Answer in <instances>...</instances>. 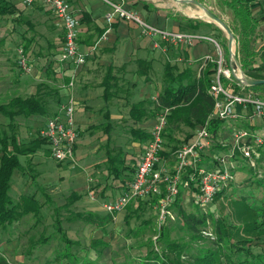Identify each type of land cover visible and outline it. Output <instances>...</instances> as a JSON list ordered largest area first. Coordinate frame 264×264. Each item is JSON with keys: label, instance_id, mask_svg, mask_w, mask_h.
Returning <instances> with one entry per match:
<instances>
[{"label": "crops", "instance_id": "crops-1", "mask_svg": "<svg viewBox=\"0 0 264 264\" xmlns=\"http://www.w3.org/2000/svg\"><path fill=\"white\" fill-rule=\"evenodd\" d=\"M111 1L123 3L161 28L212 36L206 31L212 26L211 15L204 11L208 7L206 1ZM3 2V8H11L8 12H0V104L8 103L14 97L37 96L43 100L46 111L28 117L15 115L13 118L0 113V126L9 131V124L13 121L18 143L23 147L34 145L32 142L37 139L46 121L58 112L60 103L68 94L73 95L77 101L76 123L79 133L76 163L59 162L63 165L59 169L69 176L72 192L79 196L77 199L84 192L88 193V200H98L99 197L100 205L95 208L104 211L103 204L119 196L134 176L156 118L164 110L157 109L156 104L166 87L171 86L172 82L168 79L190 70L192 76L186 78L183 84L193 82L211 63L208 61L204 69L200 70L202 58L215 55V46L209 41H195L192 46H185L162 40L157 45L155 37L143 34L136 23L121 18H116L112 30L102 37L107 26L105 15L111 10L110 4L106 0H68L78 21L79 46L87 57L83 64L70 65L60 60L63 28L43 0H35L32 4H26L23 0ZM187 19L195 22L191 24L195 27L194 24L200 22L196 32L189 26L187 28ZM20 48L24 49L29 59V72L19 66ZM73 73L76 74V83L69 89L66 84ZM138 102H142L139 117L134 118L131 110ZM133 128L140 130L138 135L135 134L137 137L132 134ZM222 130H219V135L225 131ZM194 135L189 137L190 141ZM217 139L213 137L209 149L217 145ZM117 151L121 152L119 158L132 168L123 171L118 177L108 169L109 155ZM51 158L54 160L48 142H42L33 152L20 155L22 167L15 170L14 176L17 170L22 173L24 169L30 168L34 172V163ZM203 161L205 165L214 164L211 167H215V152L210 158L202 154ZM160 163L173 168L175 156H163ZM94 172L97 184L93 183ZM32 176L37 179L35 174ZM109 177L113 180L110 181ZM163 191L162 186L156 195ZM139 202H134V209L139 206ZM144 202L146 207H151L149 198ZM93 212L99 213L97 210Z\"/></svg>", "mask_w": 264, "mask_h": 264}, {"label": "trees", "instance_id": "trees-1", "mask_svg": "<svg viewBox=\"0 0 264 264\" xmlns=\"http://www.w3.org/2000/svg\"><path fill=\"white\" fill-rule=\"evenodd\" d=\"M256 1L258 0H224L241 23L242 44L240 52L244 71L252 78L264 79V58L259 63L257 60L258 54L251 45V37L256 30L251 5ZM4 3L3 0H0V4H2L0 6L1 13L8 12L11 8L7 6L3 8ZM193 23L195 22L187 19L186 26L196 32L199 29L200 22L194 24L196 27L191 25ZM214 70L215 63L211 62L202 71L200 77L186 85L183 84V81L192 76L190 70H184L168 79L172 82L171 86L166 87L164 93L157 99L158 104H156V108L160 110L169 108L167 127L163 132V137L171 132H176L182 126L195 130L198 125L207 121H209V129L213 137L216 138L219 135V130L224 121L210 117L214 107V97L209 93V87ZM250 88L254 91L264 90V82L250 86ZM141 104L142 102H138L132 106L131 112L134 118L139 117ZM45 111L43 100L37 96L14 97L8 103L0 104V113L10 118L15 115L28 117L31 114H43ZM9 125V131L0 126V227L9 226L29 214L39 221L42 210V203L34 195L22 194L19 200L15 201L10 194V190L15 170L22 167L20 155L33 152L37 146L41 145L42 142H46V140L40 135L32 142L35 143L34 145L23 147L18 143L17 133L13 128L14 122H10ZM139 132L138 129H132L133 136ZM190 136L191 133H187L185 138ZM120 154L121 152L117 151L109 155L108 169L116 177L131 168V166L125 164L124 159L119 158ZM166 155L170 154L162 150L159 158ZM243 161L245 165H249L247 170V172L249 171L248 185H256L257 188H262L261 198H257L251 189L248 192H243V194L236 193L235 196H231L232 189L236 187V181L234 178L230 179L227 185L219 190L214 197V200L219 201L220 204L228 206V215L216 218L214 227L209 230L205 226L208 222V216L196 210L187 211L180 205L178 201L181 199L182 193L179 191L172 207L177 206V216L182 220V228L190 233L191 241L199 242L196 245L197 250H192L194 245L190 242L170 240L168 226L165 227L167 220L160 228L157 224L156 240L148 243L145 252L137 260L128 261L126 264H264V241L262 240L264 237V146L261 145L255 148L252 161L247 159H243ZM185 177H188L187 174ZM189 185L195 190L197 189L193 182H189ZM164 195L165 191L157 195L151 201V205L157 206ZM69 197L72 203L79 196L72 192ZM144 200H138L140 201L139 206L135 210L131 209L135 201L127 206L129 212L124 216L126 222L136 211H139V209L144 210L146 205ZM139 215L141 214L139 213ZM77 216L98 228H105L114 220L113 214H99L93 211L77 212ZM57 222L59 223L57 230L61 231L60 219ZM146 224L147 221L144 222L145 227ZM63 241L67 249L64 256L71 257L73 253L71 255L68 246L72 240L63 236ZM205 242L208 244L201 246L200 243ZM156 243H159L160 246ZM100 245L107 246V242L100 239L93 240L91 247L97 248ZM254 247H260V249L255 250ZM73 256L75 264H103L95 263L87 256L81 259L75 255ZM0 264L13 263L9 262L0 253Z\"/></svg>", "mask_w": 264, "mask_h": 264}, {"label": "rangeland", "instance_id": "rangeland-1", "mask_svg": "<svg viewBox=\"0 0 264 264\" xmlns=\"http://www.w3.org/2000/svg\"><path fill=\"white\" fill-rule=\"evenodd\" d=\"M201 1H206L210 8L205 7L215 14L217 18L221 19L234 33L236 52L242 64L240 52L242 34L239 19L235 16L232 9L228 8L224 0ZM251 6L256 22V30L251 37V45L258 54L257 60L260 63L264 58V0H258L252 3ZM205 18L208 17L206 16ZM210 21L212 22V26H209L206 31L212 34L220 44L223 50V57L227 60V64L224 66H227L229 44L227 33L221 27L218 20L211 18ZM215 68H217V63H215ZM233 80V77H226L225 85L235 88L237 85ZM255 91L264 96V90ZM222 125L221 129L224 128L223 130L226 132L222 130L223 132L217 136V145L212 149L206 148L207 150L201 151V160L202 154L203 157L210 158L212 153L215 152V167H211L214 164H210V167L205 165L204 161L200 164L206 168H226V166H229V162H235L237 164L236 169L232 168L231 170L235 175L234 180L236 182H234L236 183V187L232 189L231 196H235L236 193L243 194V192H248L251 189L257 198H261L262 188H257L256 185H248L247 178L249 177V171L247 172V170L249 165H245V162L239 156H237V159L230 157L232 146L227 143L228 132L234 126H241V121L230 120L223 122ZM192 131L190 128L183 126L179 130H176V132H171L166 137H163V151L173 156L182 144L190 141L189 138H185V134L187 132H192L191 135L196 133L195 130ZM40 135L41 133L39 132L38 136ZM44 143L46 144V142ZM45 147L46 145L43 146V148ZM221 154H224L223 157L226 158L225 161L227 162L222 161L223 163H220L217 160L216 157ZM236 154L239 155V152H236ZM26 166L27 164L25 163ZM61 166H63L61 163L51 158L45 159L38 164L34 163V172L30 168L24 169L22 173L20 170L16 171V175L12 180L11 196L17 201L21 194L34 195L42 203L41 218L37 221L36 217L29 214L9 226H1L0 253L13 264H75L73 255L80 259L87 256V258L93 260L95 263L103 264H126L128 261L137 260L145 252L148 243L156 240L158 209L151 205V201L157 195L149 198L151 207L145 206L144 210L139 209L140 212L136 211L128 222L124 219L125 214L129 212L126 207L113 214L114 220L111 224L105 228H98L78 217L77 212L97 210V212L104 214L105 210L95 208V206L100 205L99 201L101 199L98 197V200H88V193L84 192L81 194L82 197L80 199L71 203L69 195L73 191L72 182L69 176L64 175L62 169H59ZM193 173L194 171L190 167L184 172L188 177L182 176L179 184V191L184 198L181 196L178 202L187 211L196 210L206 214L208 222L205 226L209 230H212L216 218L228 215V206H224L216 200L204 206L198 204L194 198L197 189L195 190L187 184V182H193L194 186L196 185L194 180H197V177L194 178ZM33 174H35L37 179H34ZM94 176L95 172L92 173V178ZM109 180L111 181L113 178L109 177ZM93 183L97 184L95 178ZM132 205L134 206H131V209H134L136 207L135 203ZM58 219L61 221V231L57 230ZM167 220L165 227L168 226L170 240L190 242L194 245L192 250L196 251V245L199 242H192L190 233L182 228V220L177 216V206L174 205L172 207L171 205L169 207ZM146 221L147 226L145 227L144 222ZM63 236L66 239L68 237L72 240L68 246L71 255L73 253L72 258L64 256L67 249ZM99 239L107 242V246L100 245L97 248H92V241ZM262 240L264 241V237ZM156 244L159 245V243ZM200 244L204 246L208 243ZM254 249L259 250L260 247H254Z\"/></svg>", "mask_w": 264, "mask_h": 264}, {"label": "built area", "instance_id": "built-area-1", "mask_svg": "<svg viewBox=\"0 0 264 264\" xmlns=\"http://www.w3.org/2000/svg\"><path fill=\"white\" fill-rule=\"evenodd\" d=\"M23 1L26 4L35 2V0ZM106 1L110 4L111 10L105 15L107 26L102 37L112 30L114 20L121 18L136 23L143 34L155 37L157 45L161 40L185 46H192L195 41H209L214 44L215 55L202 58L203 63L200 66L201 70L204 69L208 61L217 63L209 87V93L214 97V107L210 117L224 122L241 121V126H234L228 132L230 139L227 140V143L232 146L230 157L237 159L239 156L252 161L255 148L264 146V96L258 94L244 82V78L248 75L236 52L235 36L231 50L228 47V65L224 66L227 64V60L223 57L220 44L213 36L205 33L167 30L148 22L137 11L126 7L121 2ZM43 2L54 13L63 28L64 42L60 60L75 66L83 64L87 57L79 46L78 21L71 11L70 3L68 0H43ZM18 63L22 70L26 72L31 70L29 59L23 48L19 50ZM226 77H233L237 86L235 88L227 87L225 85ZM75 80L76 74L73 73L70 81L66 84L67 88L72 89L75 86ZM76 109L75 97L68 94L66 99L60 103L58 112L46 121L40 131L41 136L49 144L52 157L57 162L76 163V145L79 136ZM168 113L169 108H164L158 114L132 180L119 196L103 204L106 213L114 214L126 208L133 201L154 196L164 186L165 195L157 205V224L160 228L167 221L169 207L178 196L182 176L189 167L194 171V178L197 177V180H194L197 188L196 202L203 206L211 203L216 193L224 188L230 179L234 178L235 175L231 169L237 166L235 162H229V166L226 168H206L200 164L201 151L209 148L213 143L209 121L198 127L191 141L182 144L175 151V163L172 169L161 164L159 154L163 150V132L167 127ZM236 152H239V155ZM223 156L224 154H221L216 157L220 163L226 159Z\"/></svg>", "mask_w": 264, "mask_h": 264}, {"label": "water", "instance_id": "water-1", "mask_svg": "<svg viewBox=\"0 0 264 264\" xmlns=\"http://www.w3.org/2000/svg\"><path fill=\"white\" fill-rule=\"evenodd\" d=\"M205 11H206L209 15H211V17H212L213 19L218 20L219 23H220V25H221V27H222V28L228 33V42H229L228 47H229V49L231 50L232 45H233V40H234V33L232 32V30H231L229 27H227V26L223 23V21H222L221 19L217 18V17L215 16V14H213L212 12H210L207 8H205ZM244 82H245L248 86H253V85H257V84L263 83V82H264V79H256V78H252V77H250V76L248 75V76H246V77L244 78Z\"/></svg>", "mask_w": 264, "mask_h": 264}, {"label": "bare ground", "instance_id": "bare-ground-1", "mask_svg": "<svg viewBox=\"0 0 264 264\" xmlns=\"http://www.w3.org/2000/svg\"><path fill=\"white\" fill-rule=\"evenodd\" d=\"M204 11H205V10H204ZM198 12H200V11H198ZM203 14H205V13H203ZM205 15H206V14H205ZM205 15H204V16H205Z\"/></svg>", "mask_w": 264, "mask_h": 264}]
</instances>
